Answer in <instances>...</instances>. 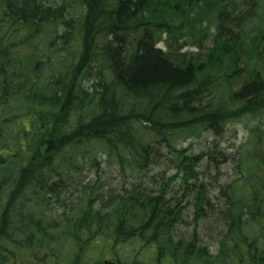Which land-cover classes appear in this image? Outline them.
Returning <instances> with one entry per match:
<instances>
[{
	"label": "trees",
	"instance_id": "trees-1",
	"mask_svg": "<svg viewBox=\"0 0 264 264\" xmlns=\"http://www.w3.org/2000/svg\"><path fill=\"white\" fill-rule=\"evenodd\" d=\"M13 102L16 119L32 120L23 156L45 159V174H81L78 160L96 168L99 156L143 174L166 151L193 196L183 205L168 200L169 184L142 182L104 198L96 180L77 208L59 201L61 214L45 199V255L110 264L85 262L100 236L111 249L138 240L159 264H264V125L250 128L242 176L214 204L217 252L175 238L186 206L199 224L211 204L196 184L202 158L178 144L264 116V0H0V107ZM33 216H5L0 247L23 248Z\"/></svg>",
	"mask_w": 264,
	"mask_h": 264
},
{
	"label": "rangeland",
	"instance_id": "rangeland-1",
	"mask_svg": "<svg viewBox=\"0 0 264 264\" xmlns=\"http://www.w3.org/2000/svg\"><path fill=\"white\" fill-rule=\"evenodd\" d=\"M53 50L55 49H50V51L47 49V56H52L50 52ZM46 61V59L42 60V63ZM8 62L9 59H6L4 63L6 64ZM20 104V102H16V105H12L11 108H8L11 104L4 108H0V123L7 117L12 119L17 114H15V111H17ZM27 123L28 121L22 118L20 122L15 123L11 127V131H17L23 135V130H25L23 125L26 126ZM258 124L264 125V116L260 120L244 118L241 121L230 123L221 134L203 132L197 137L182 140L178 144L179 148L191 149L192 153L202 158V161L197 167L199 181L196 182V184L197 186L204 185V187L208 189L211 204L207 207V213L201 218L199 224L193 221V210L186 206L183 221H181L175 229V238L177 240L189 241L193 239L194 236H197L203 246L209 247L213 253L216 252L217 246L215 242L225 228L218 221L217 213L214 212V203L216 204L219 201L217 197H220L221 202L224 201L227 187L234 183H238L241 178L242 174L238 168V163L246 152L247 144L250 140V128ZM10 145L12 144L9 138L0 141V147L3 151L9 149ZM212 151L216 152V154L215 158L210 160L207 155ZM15 152H17V156L20 158L23 157L21 151H18V149H16ZM3 156L14 158V156L7 155L5 152ZM172 160L173 159L166 151H161L154 165L148 168L143 174L137 173L133 175H131L130 171L125 173L122 172L115 162H110L106 157L100 159L99 156V165L96 166V168H93L90 163H84L83 160H81L79 161L80 167H85L84 171L81 173L82 175L73 174L72 176L74 180L82 181L83 184L80 185V189L76 190L73 188L66 191V188L63 187V191H59L53 198L54 200L56 199V201H61L67 208H77L80 205V201L83 198L85 199V187H88V185L94 186V184H96L95 181L100 179L101 183L107 186L103 192L104 198L119 193L127 195V193L133 191L136 185L139 186L142 182L145 186H150V188L158 190L166 183L169 184L168 191L170 196L168 200L173 199L174 202L177 201L183 205H187L193 202V196L182 186V176H180V178H173L176 174V170ZM47 199L49 200L48 197ZM53 206L54 205H50V201H48L47 207L52 208ZM99 206L100 204H97V208ZM98 238V243L100 245L97 246V249L92 247L89 250L88 258L85 256L86 263H93L100 259L105 260L107 258L111 263L120 262L125 264L124 262H128L155 264V259L153 257L154 252L150 250L141 251L142 247L138 241L131 240L124 243L121 241L117 247L111 249L100 236ZM49 256L51 257V255ZM57 256L65 262L73 258V254H69L65 257L64 254L58 253ZM112 258L114 260H112ZM46 260H48V264H51L50 259Z\"/></svg>",
	"mask_w": 264,
	"mask_h": 264
},
{
	"label": "flooded vegetation",
	"instance_id": "flooded-vegetation-1",
	"mask_svg": "<svg viewBox=\"0 0 264 264\" xmlns=\"http://www.w3.org/2000/svg\"><path fill=\"white\" fill-rule=\"evenodd\" d=\"M1 170L7 172L0 173V228H9L12 225L4 222V217L16 211L35 217L22 224L27 228L23 233L24 238L21 239L25 245L23 248H13L8 243L0 247V264H48L46 259H50L51 264H60L58 256L48 257L43 254L45 199L48 200V197L50 204L54 205L58 201L53 196L63 191V187L66 191L73 188L79 190L82 181L74 180L73 175L45 174V159L0 157ZM89 188L90 185L84 191ZM39 220L42 222L39 223ZM2 239L4 240L3 237Z\"/></svg>",
	"mask_w": 264,
	"mask_h": 264
}]
</instances>
